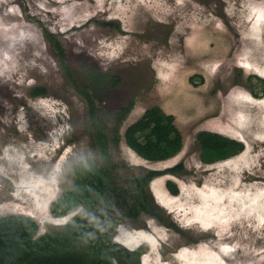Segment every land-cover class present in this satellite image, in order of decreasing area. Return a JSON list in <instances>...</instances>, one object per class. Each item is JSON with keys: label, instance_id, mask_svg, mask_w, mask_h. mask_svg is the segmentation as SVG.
<instances>
[{"label": "rangeland", "instance_id": "374dc122", "mask_svg": "<svg viewBox=\"0 0 264 264\" xmlns=\"http://www.w3.org/2000/svg\"><path fill=\"white\" fill-rule=\"evenodd\" d=\"M45 30L77 71L93 65L121 76L97 99L112 110L134 102L119 145L110 144L120 176L183 163L149 183L164 219L124 218L114 238L144 243L141 264H264V0H0V215H31L39 233L77 212L56 216L50 204L71 182L72 160L96 153L86 103ZM34 85L47 93L31 94ZM152 105L174 115L182 137L161 160L141 157L123 136ZM201 130L243 148L205 163Z\"/></svg>", "mask_w": 264, "mask_h": 264}, {"label": "trees", "instance_id": "16d2710c", "mask_svg": "<svg viewBox=\"0 0 264 264\" xmlns=\"http://www.w3.org/2000/svg\"><path fill=\"white\" fill-rule=\"evenodd\" d=\"M44 32L58 56L66 82L86 103L88 131L96 153L80 154L72 160L71 182L50 204V211L56 216L78 209L67 221L52 224L39 233V225L31 215H0V264H141L146 245L126 246L114 238L115 228L124 218L137 219L144 214L163 220L149 199V183L156 176L182 171L183 163L120 176L118 167L123 164L112 158L110 144L119 145L120 125L134 102L130 100L112 110L99 106L97 99L103 89L117 87L121 76L93 65L77 71L66 61L64 47L54 32ZM189 80L192 82V77ZM30 92L43 95L47 90L44 85H34ZM142 118L149 120L148 127ZM123 136L131 149L148 160L165 159L182 145L174 115L158 105L147 107L141 118L126 126ZM197 140L200 159L205 163L227 158L243 148L242 141L210 130L199 131ZM167 187L178 193V186L170 179Z\"/></svg>", "mask_w": 264, "mask_h": 264}]
</instances>
